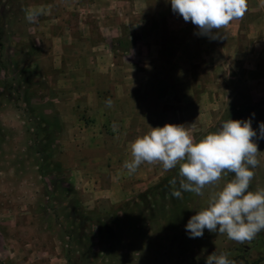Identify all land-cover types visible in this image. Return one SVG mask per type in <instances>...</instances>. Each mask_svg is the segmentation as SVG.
<instances>
[{
	"label": "rangeland",
	"instance_id": "1",
	"mask_svg": "<svg viewBox=\"0 0 264 264\" xmlns=\"http://www.w3.org/2000/svg\"><path fill=\"white\" fill-rule=\"evenodd\" d=\"M94 1L0 0V264H205L212 252L226 253L236 264H264V230L244 244L207 229L202 238H190L186 230L188 220L207 207L210 197L234 178L233 173L206 187L203 195H182L180 217L171 227L166 218L146 212L134 217L123 207L137 202L168 176L178 180L179 165L167 172L161 165L163 175L158 183L125 198L110 199L90 191L92 182L82 176L84 172L71 154L80 147L75 132L92 133L96 120L84 107L71 111L77 100H88L87 95L79 98L73 94H88L96 85L105 88L107 56L111 52L121 65L123 55L128 54L132 63V49L138 41L136 32L128 27L137 23L132 14L135 3L130 4L133 0L128 1L129 10L124 14V5L116 0ZM91 2L97 3L96 8L86 6ZM162 2L165 8L171 6L170 0H149L150 11L145 16L160 27L169 22L167 13L155 11ZM112 7L120 13H115L114 20L118 30L110 35L101 31V23L114 19ZM31 10L42 12L35 23L25 18ZM179 20L184 21L182 16ZM183 26L173 39L178 45L187 41L190 46L177 50L189 62L194 96L182 105L186 112L174 114L176 123L185 125L199 142L229 119H250L260 153L249 191L264 189V138H260L259 128L264 122V0H248L243 18L221 29L216 39L200 35L190 21ZM95 45L102 46L95 51ZM132 65L146 70L135 62ZM83 68L85 76L95 71L102 75L92 82L81 81ZM152 74V80H145L148 88L167 86L166 81V85H158V76ZM41 115L49 117L53 125L59 123L54 151L64 176L40 173L42 156L33 146ZM100 127L107 128L104 123ZM81 144L87 146L88 142ZM72 192L87 212L111 222L113 236L104 240L97 227L89 224L86 239L80 241L69 215Z\"/></svg>",
	"mask_w": 264,
	"mask_h": 264
},
{
	"label": "crops",
	"instance_id": "2",
	"mask_svg": "<svg viewBox=\"0 0 264 264\" xmlns=\"http://www.w3.org/2000/svg\"><path fill=\"white\" fill-rule=\"evenodd\" d=\"M97 1L99 0L94 2ZM128 1L130 2V0L115 1L116 4L124 5L122 14L128 13L129 9H126V5L129 4ZM94 2L88 3L89 5L86 6L96 8L97 3ZM133 3H135V10H132V14L137 16V23L129 26L128 23L126 24L131 31L136 32L138 38L137 44L132 49L134 60L132 63L135 62L136 65L146 67V70L140 71L132 65L128 59V54L123 55L122 64L118 65L115 55L110 52L107 56L109 68L103 72L106 73L103 77L107 82V87L99 88L96 85L88 94L79 93L78 95L74 93L73 95L79 98L87 95L88 100L85 103L77 100L71 107L73 113L84 107L92 119L96 120L92 125L95 126L94 133L85 134L82 130L81 134L75 132L77 145L80 147L71 154L72 160L79 165L78 169L84 172L83 175H80L92 182L90 191L110 199L122 196L125 198L139 191H145L158 183L163 175L161 163H142L132 174H129L128 170L123 167L125 161L132 160L131 145L138 137L150 132L151 127L177 124V117L174 114L186 112V108H183L182 105L189 103L190 98L194 96L189 62L183 61L182 53L178 54L177 50L181 51L186 47L190 48V46L186 44L187 41H184L182 46L178 45L180 42L178 43L173 39V36L182 32L186 27L183 26L186 25V22L177 21L180 15L174 13L171 6L165 8L166 6L162 2L160 8L155 11L168 14H166L169 17L168 25L164 27L161 25L160 27L154 22L150 24L145 18L150 11L149 0L130 2L132 5ZM110 11L114 19L110 18L101 23L103 25L101 31L111 35L112 30H118L115 25V21H117L115 20V13H120V11L114 12L113 7L110 8ZM158 13H155L154 16L161 18ZM115 28L117 29L115 30ZM239 33L240 30L238 29L236 35ZM223 43L224 39L222 38V51L224 49ZM101 46L96 47L95 45V51ZM95 56L98 57L97 54ZM98 63L101 62L98 61ZM82 64H84L83 61ZM83 69L80 71L82 77L79 80L81 81L92 82L102 75L101 72L95 71V73L91 72V75L89 73V76H85L86 68ZM151 72L158 76L156 80L158 85H162L166 81L167 86L163 87L164 89L162 87L159 90L148 88L145 80H152ZM164 85L166 84L162 86ZM108 100L112 101L111 107L106 103ZM73 116L76 115L73 114ZM102 123L105 124V127L107 126L105 130L100 127ZM82 141L85 144L88 142L89 146L81 144Z\"/></svg>",
	"mask_w": 264,
	"mask_h": 264
},
{
	"label": "clouds",
	"instance_id": "3",
	"mask_svg": "<svg viewBox=\"0 0 264 264\" xmlns=\"http://www.w3.org/2000/svg\"><path fill=\"white\" fill-rule=\"evenodd\" d=\"M174 13L185 22L197 26L200 35L219 38L217 33L235 19H241L248 9V0H170ZM42 12L26 11V20L35 23ZM215 30V32H214ZM107 105L111 107L112 101ZM254 115V114H253ZM260 138H264V122L259 125ZM257 136L251 120L225 121L219 131L194 141L183 124H165L151 127V131L138 137L131 145V161L123 167L129 174L138 167L161 163L165 172L179 165V188L171 195L183 198L182 192L203 195V190L215 186L229 173L234 178L212 195L208 205L193 215L186 224L190 238H202L204 230L226 234L227 238L244 244L251 242L264 230V189L249 191L258 164ZM170 184L175 186L177 178ZM205 264H236L226 253L209 254Z\"/></svg>",
	"mask_w": 264,
	"mask_h": 264
},
{
	"label": "trees",
	"instance_id": "4",
	"mask_svg": "<svg viewBox=\"0 0 264 264\" xmlns=\"http://www.w3.org/2000/svg\"><path fill=\"white\" fill-rule=\"evenodd\" d=\"M40 118L41 123L38 125V139L33 146L36 153L42 156V163L39 167L40 173L42 176H47V172L48 175L56 173L59 176H64V167L60 162L56 161V154L54 151V140L60 132L59 123L53 125L47 116L41 115ZM173 178V176L166 177L159 184L140 195L137 202L125 204L123 207L126 210L125 212L134 217H142L143 212L156 214L163 219L166 218L169 227H171V224L176 222V218H178V216L180 217L179 213L182 211L183 207L181 206V201H184L183 199L171 195L174 188H179L178 180L175 186L170 184ZM72 194L73 197L69 206V215L73 222L74 231H76V233L78 232L77 234L80 241L86 239V230L89 224L97 227L98 236L104 240L113 236L111 222L106 221V223L101 214L87 212L81 205L76 192H72ZM188 194L189 192H182V195H185L186 198ZM173 224L172 226H174Z\"/></svg>",
	"mask_w": 264,
	"mask_h": 264
}]
</instances>
